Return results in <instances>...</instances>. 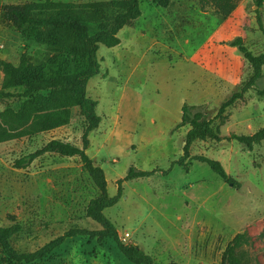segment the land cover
<instances>
[{"label":"rangeland","instance_id":"rangeland-1","mask_svg":"<svg viewBox=\"0 0 264 264\" xmlns=\"http://www.w3.org/2000/svg\"><path fill=\"white\" fill-rule=\"evenodd\" d=\"M38 1L0 0V8ZM140 11L133 28L118 33L119 46L97 51L100 73L88 82L86 93L97 102L101 121L88 135L86 154L103 170L110 197L131 167L152 175L124 182L121 199L104 215L124 244L137 245L154 264H220L227 244L240 233L249 240L243 248L249 264H264V143L250 153L229 139L264 128V96L258 95L264 91V68L254 89L228 108L225 118H216L221 104L251 73L229 43L240 38L254 55L264 51L257 24L259 16L264 28V2L257 8L256 0H171L161 9L141 0ZM23 53L36 64L55 55L0 21V62L15 66ZM4 80L0 68V93ZM18 105L15 98H0V115ZM184 105L203 106L221 138L195 143L190 157L221 163L238 187L223 182L206 164H176L188 130L176 128ZM83 128L72 119L60 130L0 145V228L13 221L20 225L13 241L18 252H34L73 228L98 229L85 218L98 192L78 159L49 155L26 171L12 166L49 139L80 147ZM0 264H6L1 254ZM36 264L130 263L111 240L98 244L76 238Z\"/></svg>","mask_w":264,"mask_h":264},{"label":"trees","instance_id":"trees-1","mask_svg":"<svg viewBox=\"0 0 264 264\" xmlns=\"http://www.w3.org/2000/svg\"><path fill=\"white\" fill-rule=\"evenodd\" d=\"M140 2L141 0H109L74 4L41 0L0 8L2 24L11 26L36 44L47 46L55 52V55L40 64L34 63L24 53L15 66L0 62V68L5 74L4 91L0 93V98H15L19 102L17 107L6 109L0 115V145L60 130L69 126L72 119L82 122L84 128L80 147L67 140L49 139L33 152L15 159L12 166L16 170L26 171L35 162L49 155L62 159L76 158L98 192L85 208V218L95 223L97 230L73 228L34 252H18L13 241L21 231L20 225L13 221L11 226L0 228V254L6 264H36L53 255L66 241L76 238H86L98 244L111 240L130 264H154L152 257L137 245L122 243L117 229L104 215L105 210L114 207L121 199L124 182L149 178L152 173L131 167L126 177L117 181V194L110 197L103 170L86 154L89 148L88 135L98 128L101 121L96 114L97 102L90 100L86 93L88 82L100 73L97 51L99 46L113 49L120 45L118 33L126 27L133 28L136 20L141 17ZM151 2L158 8L167 9L171 0ZM218 2L222 4L223 0ZM263 2L264 0H256L257 8H261ZM257 24L264 39V28L259 16ZM229 46L238 50L249 65L251 73L240 91L221 104L216 118H225L226 110L241 100L245 93L253 90L263 77L264 51L254 55L240 38L230 42ZM258 95L263 97L264 91H258ZM181 113V121L176 128L188 130L184 138L183 156L176 164L184 168L192 161L206 164L223 182L238 187L221 163L204 156L190 157V149L195 143L221 141L213 119L207 117L203 106L184 105ZM27 123L29 127L24 131ZM229 139L253 153L264 143V128L250 136L231 135ZM11 219L13 220L12 217ZM248 244L245 234H237L227 244L220 264H249L243 252Z\"/></svg>","mask_w":264,"mask_h":264},{"label":"built area","instance_id":"built-area-1","mask_svg":"<svg viewBox=\"0 0 264 264\" xmlns=\"http://www.w3.org/2000/svg\"><path fill=\"white\" fill-rule=\"evenodd\" d=\"M126 237H127V235H126ZM120 240H121V238H120ZM122 242V241H121ZM123 243V242H122Z\"/></svg>","mask_w":264,"mask_h":264},{"label":"water","instance_id":"water-1","mask_svg":"<svg viewBox=\"0 0 264 264\" xmlns=\"http://www.w3.org/2000/svg\"><path fill=\"white\" fill-rule=\"evenodd\" d=\"M230 186L232 187V184H230Z\"/></svg>","mask_w":264,"mask_h":264}]
</instances>
